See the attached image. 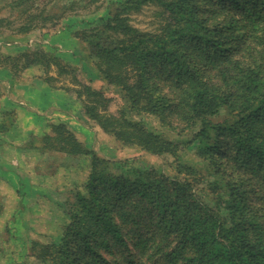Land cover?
I'll use <instances>...</instances> for the list:
<instances>
[{"label": "trees", "instance_id": "16d2710c", "mask_svg": "<svg viewBox=\"0 0 264 264\" xmlns=\"http://www.w3.org/2000/svg\"><path fill=\"white\" fill-rule=\"evenodd\" d=\"M148 2L167 7L162 35L152 46L146 45L151 39L140 38L141 52L133 44L91 43L92 69L106 83L119 85L133 110L169 112L187 127L200 121L198 149L216 173H221L219 161L233 169L230 180L216 182H222L227 197L217 205L225 217L197 197L192 180L140 170L118 176L98 172L97 165L108 162L93 156L86 191L71 205L62 245L51 244L42 254L49 264H138L139 258H147L145 264H264V0H125L119 8L125 13ZM113 21L104 28L116 31L126 18L115 13ZM8 59L21 62L17 70L54 67L59 76L71 75L81 86L74 91L78 99L80 90L85 94L86 115L103 131L152 155H177L178 143L125 119L122 110L108 112L109 99L81 83L77 69L57 56L36 49ZM129 67L138 86L156 92V99L145 91L136 96L122 81ZM165 88L172 98L160 95ZM139 99H144L140 108ZM222 107L234 119L210 123ZM0 116L11 121L0 123L4 136L15 114L2 111ZM40 138V151L71 157L90 153L64 123L52 124ZM10 181L20 182L22 194L32 193L21 179Z\"/></svg>", "mask_w": 264, "mask_h": 264}, {"label": "rangeland", "instance_id": "374dc122", "mask_svg": "<svg viewBox=\"0 0 264 264\" xmlns=\"http://www.w3.org/2000/svg\"><path fill=\"white\" fill-rule=\"evenodd\" d=\"M124 1L0 0V98L8 95V79L21 88L22 84L27 83V88L34 89L44 85L42 82L63 90L65 86L69 87L70 97L80 102L78 112L75 111L72 121H69L80 137L73 132L76 138L90 152L71 157L51 150L40 151L38 146L42 145L41 138L27 134V130H23L16 119L18 113L15 101H21L18 100L23 95L21 88L11 105L0 106V113L5 111L9 115L15 114V121L10 127L12 147H4L9 144L8 138L0 132V171L10 176L0 175V264H49L42 251L51 244L62 245L65 226L71 222V205L76 203L77 194L86 191L93 156L108 162V165H97L98 172L118 176L140 170L164 174L169 178H185L194 182L197 197L210 209L215 210L219 203H226L227 197L220 188L222 182H216L230 180V171L233 169L230 170L226 161L223 164L219 161L221 173H216L206 155L198 149L201 138L196 139V134L201 129L200 121L187 127L169 112L161 114L158 110H148L146 113L133 110L120 86L106 83L92 69L91 43L100 42L107 46L133 44L141 52L145 50V44L140 43V38L143 41L151 39V43L147 42L146 45L152 46L153 41L163 33L162 27L168 16L167 7L148 2L124 13L119 8ZM115 13L126 18V21L116 31L105 29L106 21L114 24ZM36 49L57 56L62 64L76 68V76L81 83L102 92L109 99L105 107L108 112L122 110L125 119L178 143L177 155H152L137 146L124 144L112 133L103 131L86 115L83 108L85 94L80 90L81 99H78L74 91L81 86L74 84L71 75L59 76L54 67L48 72L40 67L17 70L14 66H21L20 61L5 60L8 56L15 57L25 50ZM126 71L122 81L134 88L136 96H143L145 91L152 99L157 98L156 92L138 86L132 67ZM164 94L173 97L168 88L160 93L162 97ZM138 103L140 108L144 99H139ZM103 110L100 107L98 109L100 112ZM233 117L227 107H222L209 121L212 124L225 123L231 122ZM2 118L0 116V123H11L6 121V117ZM15 177L29 184L34 191L30 195L22 194L20 182L12 184L10 181V178L13 180ZM254 184V180L251 181V185ZM218 210L225 217L222 206ZM146 260L139 258L138 264H145ZM135 261L139 262L137 258ZM122 263L126 264L124 261ZM156 263L163 264V261L158 260Z\"/></svg>", "mask_w": 264, "mask_h": 264}, {"label": "crops", "instance_id": "0c3cea01", "mask_svg": "<svg viewBox=\"0 0 264 264\" xmlns=\"http://www.w3.org/2000/svg\"><path fill=\"white\" fill-rule=\"evenodd\" d=\"M7 83L8 95L0 98V106L11 105L15 101L14 96L18 89L21 88L18 84H14L15 82H10L9 79ZM42 83L44 85L36 86L34 89L33 87L27 88V83L22 84L23 95L18 99L21 101H15L18 113L16 119L23 127L21 128L27 130L26 133L32 137L38 138L49 133L52 124L64 123L77 135L69 120L72 121L74 112H78L80 102L71 98L65 90ZM4 136L8 138L9 142L4 147H12V133L8 131Z\"/></svg>", "mask_w": 264, "mask_h": 264}]
</instances>
